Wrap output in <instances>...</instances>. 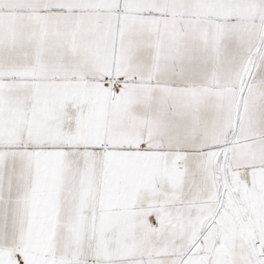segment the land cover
Returning a JSON list of instances; mask_svg holds the SVG:
<instances>
[{
  "label": "snow or ice",
  "instance_id": "snow-or-ice-1",
  "mask_svg": "<svg viewBox=\"0 0 264 264\" xmlns=\"http://www.w3.org/2000/svg\"><path fill=\"white\" fill-rule=\"evenodd\" d=\"M0 264H264V0H0Z\"/></svg>",
  "mask_w": 264,
  "mask_h": 264
}]
</instances>
